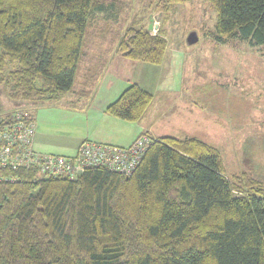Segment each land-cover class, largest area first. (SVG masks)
Listing matches in <instances>:
<instances>
[{"label": "trees", "instance_id": "16d2710c", "mask_svg": "<svg viewBox=\"0 0 264 264\" xmlns=\"http://www.w3.org/2000/svg\"><path fill=\"white\" fill-rule=\"evenodd\" d=\"M190 1L155 0L153 8L168 13ZM207 1L218 14L219 44L239 40L264 52V0ZM119 4L0 0V85L16 102L76 91L91 98L114 46L126 59L162 65L163 31L132 25L119 35ZM107 11L94 28L93 16ZM153 99L132 83L105 113L139 123ZM151 138L131 176L102 167L73 180L3 171L0 264H264V181L244 169L229 177L219 149L198 138Z\"/></svg>", "mask_w": 264, "mask_h": 264}, {"label": "rangeland", "instance_id": "374dc122", "mask_svg": "<svg viewBox=\"0 0 264 264\" xmlns=\"http://www.w3.org/2000/svg\"><path fill=\"white\" fill-rule=\"evenodd\" d=\"M117 1L121 12L114 21L121 23L119 35L129 26L148 28L152 24V33L162 30L168 41L160 66L126 59L115 46L108 52L104 71H108L113 89L137 83L153 95L141 122L124 121L152 132L137 138H198L219 149L229 177L247 167L264 181V52L239 40L219 44L213 36L218 14L207 0H191L168 13L156 12L155 0ZM109 15L110 11L95 14L94 28L101 27ZM192 32L199 41L189 46L187 38ZM90 40L87 37L86 42ZM92 41L98 46L102 42L99 38ZM89 46L88 52L93 54V45L88 42ZM91 101L90 97L80 98L76 91L59 100L16 102L10 97V88L0 85V117L27 108L52 148H78L83 141L94 142L89 136L95 117L89 116L88 106L84 107ZM122 135L121 142L130 138L127 130ZM51 153L65 154L59 150Z\"/></svg>", "mask_w": 264, "mask_h": 264}, {"label": "built area", "instance_id": "2783aa9c", "mask_svg": "<svg viewBox=\"0 0 264 264\" xmlns=\"http://www.w3.org/2000/svg\"><path fill=\"white\" fill-rule=\"evenodd\" d=\"M36 124L26 111H18L0 127V175L6 170L35 169L46 178L76 177L87 168H106L131 176L152 138L141 136L128 147L83 141L73 156L41 153L35 148Z\"/></svg>", "mask_w": 264, "mask_h": 264}, {"label": "crops", "instance_id": "0c3cea01", "mask_svg": "<svg viewBox=\"0 0 264 264\" xmlns=\"http://www.w3.org/2000/svg\"><path fill=\"white\" fill-rule=\"evenodd\" d=\"M88 54H89V58H91L93 55L92 53L90 54V52ZM107 72L108 71H104L99 82L93 89V93L91 95V99L93 101H91L88 105L84 106L86 108L88 106L89 116L92 115V117H95V119L93 120L94 123L93 130L91 128L90 131L91 134L89 137L94 142L113 144L117 146H129L133 143V141H135V139L141 133L149 132L150 134H152V132L150 129H145V128H141V130H139L138 125L133 126L130 123H125L123 120L111 117L105 113L107 106L113 103L114 101H116L120 97L122 92L130 85L128 84L125 87L122 86L124 88H120L119 90L113 89V84H112L113 82L108 80ZM70 103L76 104V102L74 101H70ZM34 121L36 120L34 119ZM125 130L130 132V135L128 136L130 138H128L124 142H121L120 137L123 136L122 133H124ZM60 147L61 148H52L50 147V145L46 144L42 138L41 130H38L36 126L35 148L38 151L43 153H51L59 150V151H64L65 153L64 155L73 156L76 153V149H77V145L73 147L72 146H66V147L60 146ZM44 151H49V152H44ZM246 171L254 175L253 170L251 168L246 167Z\"/></svg>", "mask_w": 264, "mask_h": 264}, {"label": "water", "instance_id": "95a60500", "mask_svg": "<svg viewBox=\"0 0 264 264\" xmlns=\"http://www.w3.org/2000/svg\"><path fill=\"white\" fill-rule=\"evenodd\" d=\"M147 30L149 32H152V24H150L148 26ZM198 41H199V37H198L196 32H192L191 34H189V36L187 38V44L189 46L196 44ZM80 173H82V172H80Z\"/></svg>", "mask_w": 264, "mask_h": 264}]
</instances>
